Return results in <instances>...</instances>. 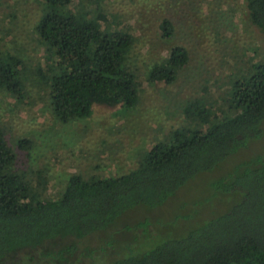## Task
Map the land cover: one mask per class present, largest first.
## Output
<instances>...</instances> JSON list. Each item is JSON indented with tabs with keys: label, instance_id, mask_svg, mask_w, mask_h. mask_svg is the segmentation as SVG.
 Listing matches in <instances>:
<instances>
[{
	"label": "trees",
	"instance_id": "1",
	"mask_svg": "<svg viewBox=\"0 0 264 264\" xmlns=\"http://www.w3.org/2000/svg\"><path fill=\"white\" fill-rule=\"evenodd\" d=\"M105 2L45 0L48 10L38 29L55 48L59 69L50 66L52 75L41 74L62 122L89 116L96 103L138 105L141 81L126 65L136 34L122 16L105 11ZM246 2L264 40V0ZM160 29L164 38L175 36L169 17ZM251 58L235 66L233 78L219 82L222 94L209 87L179 105L189 122L155 141L134 168L121 174L94 179L72 172L65 187L53 191L47 170L18 165L0 126V264H31L42 250L48 264H91L78 259L91 235L118 231V219L161 205L203 172L217 177L215 195L232 199L226 207L180 236L141 249L108 250L105 261L93 264H264V151L249 158L250 153L240 152L264 134V50ZM189 60V48L175 44L146 81L174 83ZM22 63L17 55L0 56V89L18 98L25 93ZM17 145L28 153L35 141L23 136ZM145 221L137 219L136 228Z\"/></svg>",
	"mask_w": 264,
	"mask_h": 264
},
{
	"label": "rangeland",
	"instance_id": "2",
	"mask_svg": "<svg viewBox=\"0 0 264 264\" xmlns=\"http://www.w3.org/2000/svg\"><path fill=\"white\" fill-rule=\"evenodd\" d=\"M47 7L45 0H0V56L21 57L25 89L21 98L0 89V126L18 165L47 170L53 191L64 188L72 172L96 179L134 168L155 141L189 122L179 105L209 87L222 94L224 86L219 82L233 78L241 60L252 57L254 61L264 50L263 35L250 20L246 0H107L105 11L111 17L122 16L136 34L126 65L141 81L138 105L96 103L89 116L65 123L53 112L50 86L41 74L52 75L50 66L59 69L55 48L38 29ZM164 17L172 19L176 28L171 39L164 38L160 29ZM175 44L190 50V60L179 70L177 80L147 82L153 65ZM23 136L35 141L30 154L17 145ZM253 151H264V134L240 152L245 157L250 153L249 158ZM215 179L200 173L161 205L139 208L118 219V231L94 233L81 247L79 261L100 263L107 259L103 253L108 250L155 246L171 235L186 233L197 220L232 201L226 194L215 195ZM143 217L146 225L136 228V220ZM46 252H35L31 264H48Z\"/></svg>",
	"mask_w": 264,
	"mask_h": 264
}]
</instances>
